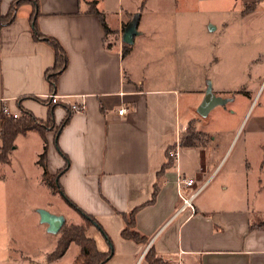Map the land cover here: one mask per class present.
Returning <instances> with one entry per match:
<instances>
[{"label":"crops","instance_id":"crops-1","mask_svg":"<svg viewBox=\"0 0 264 264\" xmlns=\"http://www.w3.org/2000/svg\"><path fill=\"white\" fill-rule=\"evenodd\" d=\"M12 1L0 0L1 15ZM197 1L209 9L238 11L240 19L264 15V0H119L117 10L104 0L38 2L36 28L56 39L67 55V66L56 78L54 125L71 103L84 102V109L71 112L56 134L53 129L43 138L35 131L16 135L9 163H0V169L11 166L12 152L25 150L37 171L35 185L61 197L44 184L37 164L46 145V171L55 176L65 167L57 180L64 197L93 218L85 231L92 233L97 249L112 253L103 264H147L143 256L152 247L167 264H264V228L257 227L264 221V207L255 205L264 193V75L255 66L238 89L217 87L213 92L220 97L233 90V100L200 119L196 109L210 79L199 65L192 70L198 84L186 87L189 57L175 26L178 5L189 12ZM93 7L105 17L109 33ZM31 11V6H21L15 20L0 28V112L27 110L45 121L51 109L44 101L52 93L44 73L54 66V50L34 38ZM134 18L136 34L123 55L122 37ZM259 22L254 21L256 30ZM259 55L256 64L264 58L262 51ZM122 107L125 112L118 114ZM190 130L203 140L185 144L183 136ZM243 133L240 166L227 170L204 193L227 148ZM169 150L177 152L176 159ZM180 175L194 178L197 186L207 185L197 195L191 217L176 215ZM26 176L31 177L29 172ZM248 188L252 190H243ZM131 212L145 244L121 236L120 213ZM79 216L72 223H84Z\"/></svg>","mask_w":264,"mask_h":264},{"label":"rangeland","instance_id":"rangeland-1","mask_svg":"<svg viewBox=\"0 0 264 264\" xmlns=\"http://www.w3.org/2000/svg\"><path fill=\"white\" fill-rule=\"evenodd\" d=\"M104 1L108 3L110 10H117L119 7V0ZM181 6L178 5L176 9L175 26L180 28L181 43L184 45L182 49L189 57H185V74L187 72L190 74L185 80L187 88L198 84L199 80L193 76L192 70L195 72L199 65L205 68L212 90L222 85L226 88L238 89L246 81L245 74L252 73L255 66H259L260 75H264V58L256 64L261 51L264 56V15L258 19H254L253 14L240 19L238 11L209 9L198 1L195 5H191L189 12ZM254 21H260L259 30H256L258 23ZM167 76L171 75L167 74ZM169 82L174 81L171 79ZM232 91L223 93L221 97L232 101L234 98ZM220 107L223 108L224 105L217 106ZM194 115L196 116L195 113ZM221 118L219 115L215 117L220 122ZM200 119L206 120V117ZM191 134L198 140H203V136L195 132ZM239 134L227 148L219 169L210 177L207 183L209 186L204 193L210 192L216 184H219L227 170L240 166L238 155L244 142V133L240 137ZM10 157L11 166L0 169V177L4 176L0 178V264H72L77 254V246L72 244L60 259H48V255L56 250L55 246L61 232L55 234L48 231L47 224L41 221L39 211L44 209L53 215L60 213L59 215L65 219L63 226L67 229L66 237L75 234L72 227H84L83 222L72 223V221L79 222L80 216L72 211L59 195H48L45 190L47 187L35 185L37 171L29 162L30 153L18 150L12 152ZM185 164L191 167L189 162L186 161ZM28 172L31 177L26 176ZM226 182L231 185V180ZM243 190L251 191L252 188ZM255 205L264 207V193L263 196H258ZM89 234L92 235L91 232ZM65 235L63 232L62 238Z\"/></svg>","mask_w":264,"mask_h":264},{"label":"trees","instance_id":"trees-1","mask_svg":"<svg viewBox=\"0 0 264 264\" xmlns=\"http://www.w3.org/2000/svg\"><path fill=\"white\" fill-rule=\"evenodd\" d=\"M39 0H13L10 3L9 8L7 9L6 13L4 15L0 14V28L6 26L7 24L11 23L14 18L16 17V14L23 5L31 6L32 11L30 13L29 19L32 26V34L34 35V38L45 40L51 48L54 50V66L52 68H49L45 71L44 77L47 79V82L49 84V88L51 90V93L54 94V90L56 88L57 83V76L66 68L67 66V55L65 50L60 46V44L56 41V39L48 37L44 35L43 33H40L38 29L36 28V20L37 16L39 14ZM92 5H95V2L91 3ZM93 13L95 16L99 17V20L101 21V25L103 27V30L106 33H109V29L106 27L104 23V16L102 13H100L98 10H96L93 7ZM123 43V50L122 54H126L129 51V45L124 42ZM45 103L49 105V115L45 121L38 120L27 110H22L21 114L18 117H13L12 115L6 116L2 112H0V163L7 164L9 163V157L8 154L11 151L12 147L14 146V138L18 134H25L27 131H35L37 132L42 138L44 137V133L49 130L55 129V134L63 128L66 123L69 121L71 112H73L70 108H67V114L66 116L61 120L59 125H54L53 121V109L55 105L59 104L58 102L55 104H52L49 102V100H45ZM194 133V132H191ZM190 131L183 136V142L185 144L190 145L192 141L197 140V137L195 135H192ZM46 145L43 146V149L41 151V154L39 155V159L37 161V164L42 169V180L46 186H48L52 191L58 193L61 195L64 201L67 202V204L74 210H76L79 215L82 216L84 219V227L82 226H74L71 229H74L75 234L71 236L65 235L67 233V229H64L65 226H61L59 231L61 232L60 239L56 244V250L55 252L48 255L49 260H55L59 259L65 251L68 249V245L70 243H74L77 246H79V252L72 261V264H103L107 261V259L111 256V251H107L106 253L100 252L96 245L94 240L87 236L86 234V227L90 224L94 223L93 218L89 215H85L75 204L73 205L70 201H68L62 192L61 187L58 185L57 180L59 175L64 171L62 168L60 169L55 176L49 175L48 171H46L45 166V159H46ZM171 157V156H170ZM67 160V159H66ZM123 220H124V227L121 231V236L125 239L132 240L135 243H142L145 244L147 242V239L144 238L142 235L139 234V232L134 229V214L131 212L129 214H122L120 213ZM257 227H263L264 228V221L258 222ZM64 232V237L62 238V233ZM143 259L147 262V264H167L164 262L161 258H158L155 255L154 249L149 248L146 253L143 256Z\"/></svg>","mask_w":264,"mask_h":264},{"label":"built area","instance_id":"built-area-1","mask_svg":"<svg viewBox=\"0 0 264 264\" xmlns=\"http://www.w3.org/2000/svg\"><path fill=\"white\" fill-rule=\"evenodd\" d=\"M47 100L52 104L59 102V96L57 94L47 95ZM70 109L74 112L82 111L84 108V102H73L70 104ZM2 113L6 116L12 115L13 117H18L19 113H13L6 108H2ZM125 112V108H120L117 113L122 114ZM169 156L174 157L176 159L177 152L168 151ZM206 183H203L200 186H197L194 178L189 176H181L176 179V196L180 201V206L176 211V215L181 213H185L187 217H191L195 214L194 201L200 191L204 188Z\"/></svg>","mask_w":264,"mask_h":264},{"label":"water","instance_id":"water-1","mask_svg":"<svg viewBox=\"0 0 264 264\" xmlns=\"http://www.w3.org/2000/svg\"><path fill=\"white\" fill-rule=\"evenodd\" d=\"M135 23H136V18H134V21H131L130 24H128V27L126 28L125 33L122 37V42L126 44L132 43V38L136 34ZM129 29H132V31ZM226 100L227 99L215 95L210 84L207 83L204 96L201 102L199 103L196 112L200 117H206L208 112L212 108L218 105L223 106ZM39 213H40L41 221L47 224V230L55 234L59 233L60 227L65 223L64 217L61 215L50 214L44 209L39 211Z\"/></svg>","mask_w":264,"mask_h":264}]
</instances>
